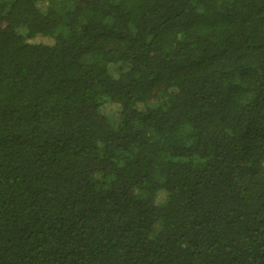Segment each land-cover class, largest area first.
<instances>
[{
  "label": "trees",
  "instance_id": "1",
  "mask_svg": "<svg viewBox=\"0 0 264 264\" xmlns=\"http://www.w3.org/2000/svg\"><path fill=\"white\" fill-rule=\"evenodd\" d=\"M0 264H264V0H0Z\"/></svg>",
  "mask_w": 264,
  "mask_h": 264
},
{
  "label": "rangeland",
  "instance_id": "2",
  "mask_svg": "<svg viewBox=\"0 0 264 264\" xmlns=\"http://www.w3.org/2000/svg\"><path fill=\"white\" fill-rule=\"evenodd\" d=\"M29 42H32V43H41V42H45V41L42 40L40 37H35L33 39H30ZM110 120L113 123V125H116V121H115V119H114V117L112 115H110Z\"/></svg>",
  "mask_w": 264,
  "mask_h": 264
}]
</instances>
